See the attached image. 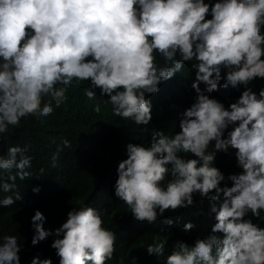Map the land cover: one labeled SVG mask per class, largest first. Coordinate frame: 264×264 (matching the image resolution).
Wrapping results in <instances>:
<instances>
[{
	"label": "clouds",
	"instance_id": "obj_1",
	"mask_svg": "<svg viewBox=\"0 0 264 264\" xmlns=\"http://www.w3.org/2000/svg\"><path fill=\"white\" fill-rule=\"evenodd\" d=\"M186 63L196 95L180 114L179 131L156 129L145 143L129 142L114 195L149 224L166 210L192 206L197 194L208 201L211 231L192 244L175 241L165 264H264V87L251 86L264 78V0H0V139L24 118L51 115L82 82L89 100L98 89L114 116L147 126L150 94ZM219 88L243 90L226 107L211 95ZM62 144L71 147L67 139ZM217 152L234 155L241 171L226 176ZM26 153L21 145L0 152V207L24 199L16 182L32 175ZM105 215L81 203L46 229L37 209L31 244L52 237L59 264H107L117 236ZM194 227L185 221L182 230ZM168 238L155 235L147 253L163 255ZM22 247L16 235H0V264H21ZM31 264L53 260L37 256Z\"/></svg>",
	"mask_w": 264,
	"mask_h": 264
},
{
	"label": "trees",
	"instance_id": "obj_2",
	"mask_svg": "<svg viewBox=\"0 0 264 264\" xmlns=\"http://www.w3.org/2000/svg\"><path fill=\"white\" fill-rule=\"evenodd\" d=\"M159 62L163 63V60ZM194 79L193 69L186 63L181 73L161 83L159 91L150 94L152 121L147 126L114 116L112 106L105 102L108 97L100 96L98 89L97 98L89 100L83 91L88 83L82 82L79 87L69 88L68 100L51 115L39 119L24 118L19 126L4 134L0 139V152L6 153L9 146L21 145L27 146L26 154L33 157L32 167L28 169L31 177L16 182L24 199L8 208L0 207V235L14 234L23 243L21 264H31L32 258L37 256L41 259L51 257L53 264H59V257L50 247L52 237L37 245L31 244L34 234L31 217L37 209L46 217V229L58 227L72 206L81 203L104 210L105 226L117 236L116 252L107 264H119L121 260L131 264L132 257L137 259V264H165L175 241L192 244L197 237L203 238L211 231L214 215L208 214V201L201 200L198 194L194 196L192 206L175 212L166 210L156 224H149L135 220L127 205L115 197L113 188L117 176L115 169L118 162L126 158L129 142L145 143L156 129L168 134L179 131L180 114L196 95L191 88ZM251 86L258 92L264 87V78L255 79ZM240 91L219 88L211 95L227 107L239 97ZM95 105L100 106L99 112L93 110ZM64 139L71 142L70 148L63 146ZM58 147L60 150L53 166L52 157ZM215 163L226 176L241 171L234 155L217 152ZM228 184L231 186L230 181ZM37 186L40 191L33 192ZM2 195L6 194L0 193ZM165 218L175 219L176 223L172 226L164 224ZM252 220L257 223V218ZM185 221L195 224L189 232L182 230ZM258 222L264 227V220ZM157 234L161 239L165 235L169 237L165 252L160 256L149 255L146 246L153 243Z\"/></svg>",
	"mask_w": 264,
	"mask_h": 264
}]
</instances>
